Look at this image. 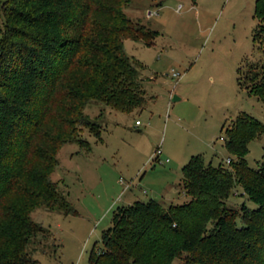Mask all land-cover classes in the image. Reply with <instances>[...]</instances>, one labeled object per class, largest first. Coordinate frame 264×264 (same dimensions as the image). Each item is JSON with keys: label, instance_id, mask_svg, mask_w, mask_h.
Instances as JSON below:
<instances>
[{"label": "trees", "instance_id": "obj_1", "mask_svg": "<svg viewBox=\"0 0 264 264\" xmlns=\"http://www.w3.org/2000/svg\"><path fill=\"white\" fill-rule=\"evenodd\" d=\"M130 4L2 2L0 264H40L33 255L47 230L32 219L34 211L76 213L51 175L64 144L88 149L84 129L100 138V125L85 114L89 103L123 113L145 105L142 65L127 57L124 40L150 47L158 32L128 17ZM253 16L254 40L264 54V0H255ZM237 83L264 101V62L239 72ZM263 134L261 122L239 113L220 138L229 164L192 156L181 169L187 201L163 206L151 199L116 208L88 264H264V165L251 168L245 158L250 142ZM237 189L256 207L230 205Z\"/></svg>", "mask_w": 264, "mask_h": 264}, {"label": "rangeland", "instance_id": "obj_2", "mask_svg": "<svg viewBox=\"0 0 264 264\" xmlns=\"http://www.w3.org/2000/svg\"><path fill=\"white\" fill-rule=\"evenodd\" d=\"M254 2L131 0L127 16L158 32L150 47L124 40L127 57L142 65L146 103L130 113L96 103L86 107L90 121L100 125V138L84 129L88 149L66 143L57 155L51 179L76 213L33 212L47 230L33 255L40 264H88L116 208L151 199L163 206L187 201L179 184L192 156L227 165L220 138L235 117L243 112L264 125V101L237 83L239 72L264 62L254 40ZM4 20L0 10V29ZM100 112L104 116L97 120ZM245 158L251 168L264 165V134L250 142ZM240 193L230 197V205L256 207Z\"/></svg>", "mask_w": 264, "mask_h": 264}, {"label": "built area", "instance_id": "obj_3", "mask_svg": "<svg viewBox=\"0 0 264 264\" xmlns=\"http://www.w3.org/2000/svg\"><path fill=\"white\" fill-rule=\"evenodd\" d=\"M155 14H157V12H154V13H152L151 15L148 14V16L150 17V16L155 15ZM139 124H140L139 121H136V125H139ZM221 140H222V139H221ZM160 153H161V151H160V150H157L156 153H154V155H152L153 160H156L157 157H158V155H160ZM229 162H230V160L227 159V160H226V164H229Z\"/></svg>", "mask_w": 264, "mask_h": 264}, {"label": "water", "instance_id": "obj_4", "mask_svg": "<svg viewBox=\"0 0 264 264\" xmlns=\"http://www.w3.org/2000/svg\"><path fill=\"white\" fill-rule=\"evenodd\" d=\"M172 100L175 101V100H178V98L177 97H174Z\"/></svg>", "mask_w": 264, "mask_h": 264}, {"label": "crops", "instance_id": "obj_5", "mask_svg": "<svg viewBox=\"0 0 264 264\" xmlns=\"http://www.w3.org/2000/svg\"><path fill=\"white\" fill-rule=\"evenodd\" d=\"M180 185V184H179ZM180 187V186H179Z\"/></svg>", "mask_w": 264, "mask_h": 264}]
</instances>
